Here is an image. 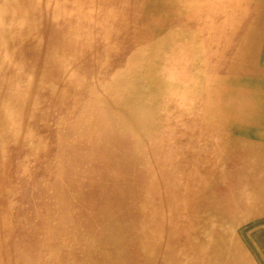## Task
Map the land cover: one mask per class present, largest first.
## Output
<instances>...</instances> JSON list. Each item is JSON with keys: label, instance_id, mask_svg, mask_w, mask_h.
Segmentation results:
<instances>
[{"label": "bare ground", "instance_id": "1", "mask_svg": "<svg viewBox=\"0 0 264 264\" xmlns=\"http://www.w3.org/2000/svg\"><path fill=\"white\" fill-rule=\"evenodd\" d=\"M0 264H264V0H0Z\"/></svg>", "mask_w": 264, "mask_h": 264}]
</instances>
